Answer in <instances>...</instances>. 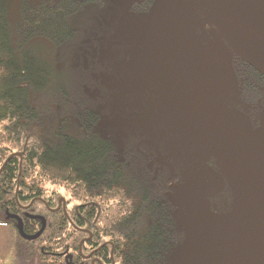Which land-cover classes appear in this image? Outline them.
<instances>
[{
    "label": "trees",
    "instance_id": "obj_1",
    "mask_svg": "<svg viewBox=\"0 0 264 264\" xmlns=\"http://www.w3.org/2000/svg\"><path fill=\"white\" fill-rule=\"evenodd\" d=\"M157 1L18 0L11 13L10 0H0V228L14 231L0 246V264L9 256L14 264L179 258L185 233L176 222L178 197L198 174L219 167L203 146L168 126V105L179 99L163 66L176 59L163 39L164 57L153 64L151 46L143 59L133 56L115 30L119 8L138 17ZM201 40L195 38L199 52ZM81 46L106 49L102 65L74 69L70 53ZM103 74L118 78L111 90L97 79ZM157 158L171 162L155 174L163 165ZM25 215L45 222L34 241L22 239L9 218L34 236L42 223Z\"/></svg>",
    "mask_w": 264,
    "mask_h": 264
},
{
    "label": "rangeland",
    "instance_id": "obj_2",
    "mask_svg": "<svg viewBox=\"0 0 264 264\" xmlns=\"http://www.w3.org/2000/svg\"><path fill=\"white\" fill-rule=\"evenodd\" d=\"M17 2L18 0H10L11 13L14 12ZM161 4L153 6L148 14L138 17L129 10L119 8L118 13L113 14L120 25L115 28L118 30V37H124L133 56L137 55L142 59L144 50L151 46L147 62L153 64L164 57V50L159 49L158 41L168 38L183 50L182 58L173 60L168 65L163 64L164 69L171 70L170 78L173 82L189 79L192 83H197V79L209 77L213 72L212 67L194 53L191 45L193 41L191 37H185L187 31L182 20L179 27H172L161 20L158 11ZM88 27L93 29L91 25ZM107 50L110 52V48ZM105 51L106 49L96 50L92 46H81L73 48L70 55L75 67L85 69L88 64L102 65ZM107 58L112 59L113 54L111 57L109 53ZM75 69L81 71L80 68ZM99 77L100 84L109 90L118 82V78L112 74L99 75L97 79ZM83 88L91 95L86 86ZM196 92L195 101L188 103H176L168 97L173 101L172 105H168V112L171 114L168 126L177 129L176 132H181L197 147L203 146V156H214V164L220 170L212 167L201 172L193 181L187 183L186 191L223 182L224 185L217 188L215 193H228L230 201H225L221 206L230 205L232 210L226 214H213L207 210L208 203L203 199L194 204L191 213L179 214L176 222L184 230L185 240L179 250V258L171 264H264V134L253 138L257 127L264 131V111L255 118L242 113L226 115L225 111L218 109L213 94L212 97H205L198 90ZM205 99H211L207 106L216 110L207 112L209 116L206 118L197 115L201 108L197 105L198 100L206 102ZM214 174L216 178L211 177ZM189 194H180L177 200L178 209L185 208ZM62 201L60 200V208L64 207ZM203 205L205 209L202 211ZM216 225L229 228L227 234L216 233ZM13 236L14 231L11 228H0V246L8 244ZM201 237L205 239L194 244ZM3 248L5 247H0V251L4 254ZM201 248L207 254H203ZM5 264H14L11 256Z\"/></svg>",
    "mask_w": 264,
    "mask_h": 264
},
{
    "label": "flooded vegetation",
    "instance_id": "obj_3",
    "mask_svg": "<svg viewBox=\"0 0 264 264\" xmlns=\"http://www.w3.org/2000/svg\"><path fill=\"white\" fill-rule=\"evenodd\" d=\"M159 4H161L158 9L161 20L172 27H179L182 20L187 31L185 37H201L202 58L206 62L213 59L217 65L213 75L211 73L209 77L197 79V83H192L189 79L178 80L177 88L174 89L178 91V95L174 94L179 99L176 103L195 101L198 90L205 97L214 95L218 109L225 111L226 115L242 113L250 118L260 115L264 111V106L259 104V102H264V38L247 30L241 24L250 23L253 28L259 29V33L264 34V0H196V3L192 0H159L155 6ZM174 20H178L177 25L174 24ZM164 49L176 60L183 56L182 53L179 58H175L174 50L167 47ZM182 91L187 92L184 99L181 98ZM205 101L198 100L197 105L201 107L197 111L198 116L206 117L209 116L207 112L216 111L207 106L211 99H205ZM244 101H249L252 105L245 106ZM258 130L260 129L257 127L256 131ZM157 160L163 165H155L153 168L155 174L159 170H167L171 162L159 158ZM211 177L216 178V175ZM210 186H216V188L211 195L204 198L208 203L207 210L219 215L230 213L232 206H221L225 201V203L230 201L228 193H215L217 184H210L206 187ZM200 187L202 186L196 187V190H187L186 193L200 195L201 191L198 190ZM198 200L203 201L198 198L194 204ZM194 204L188 212L186 208H181L180 214L191 213ZM22 209L25 208L22 207ZM204 209L203 205L202 211ZM205 213L208 214L203 212ZM25 216L29 220L32 219V216ZM9 218L16 221L11 216ZM228 230L229 228L216 225L218 234H227ZM203 239L205 238H197L194 244ZM97 251L94 250L92 254ZM201 251L207 254L204 249ZM71 259L66 258L69 262Z\"/></svg>",
    "mask_w": 264,
    "mask_h": 264
},
{
    "label": "water",
    "instance_id": "obj_4",
    "mask_svg": "<svg viewBox=\"0 0 264 264\" xmlns=\"http://www.w3.org/2000/svg\"><path fill=\"white\" fill-rule=\"evenodd\" d=\"M192 1L196 3V0H192ZM174 24L177 25V24H178V20H174ZM241 25H242L244 28H246L247 30L252 31L253 33H255V34H257V35H261V36H263L262 38H264V34L259 33V32H258L259 29H258L257 27H256V28H253V27H252V26H253L252 24H250V23H246V24H245V23H242ZM195 38H196V37H191V39H192V41H193V43H191L192 48H193V51H194L195 54H198V55L202 58L203 53H200V52L196 49V47H195ZM161 44H162V47H167V48H171L172 50H174V51H175V58H179V57L181 56V54L183 53L182 48L179 47L178 45L173 44V42H172L170 39H168V38H164L163 40H161ZM181 58H182V57H181ZM178 60H179V59H178ZM208 63H209V64L211 65V67H212V68H211V70L213 71L212 73H214V72H215L214 69H216V67H217V65L215 64V61H214L213 59H209ZM210 76H211V75H210ZM186 95H187V92H186V91H182V92H181V98H182V99H184V98L186 97ZM204 118H206V117H204ZM263 134H264V131H262V130H258V131H256L255 134L253 135V138L256 139V138L262 136ZM247 153L250 154V151H248ZM13 156H14V155H13ZM10 158H12V156H11ZM5 164H6V163H5ZM3 168H4V166L1 168L0 173L2 172ZM223 185H224L223 182H221V183H219V184L217 185V188H220V187H222ZM215 188H216V186H210V187H205V186H203V187L198 188V190L201 191L200 195H198L197 193H190V194H189L190 198H189L188 202H187V203L185 204V206H184V207L186 208V212H188V211L190 210L191 206L194 204V202H195L198 198H199V199H204L206 196L211 195ZM11 218H13V219L16 220V222H17V231H18V234L20 235V237H21L22 239H24V240H26V241H34V240H36L37 238H39L40 235L42 234L43 230H44V227H45V222H44V220H43L42 218H40V217H31L32 219H39V220L41 221V223H42V228H41V230H40L36 235H34V236H30V237H29V236H26V235L23 233V228H22V222H21V220H20L18 217H12V216H11ZM69 259H71V258L69 257Z\"/></svg>",
    "mask_w": 264,
    "mask_h": 264
},
{
    "label": "bare ground",
    "instance_id": "obj_5",
    "mask_svg": "<svg viewBox=\"0 0 264 264\" xmlns=\"http://www.w3.org/2000/svg\"><path fill=\"white\" fill-rule=\"evenodd\" d=\"M92 65H93V64H92ZM90 66H91V64H88V66H86V68L88 69V68H90ZM92 67H93V66H92ZM75 68H82V67H75V66H74V69H75ZM86 68H85V69H86ZM105 93H106V92H105ZM129 128H130V129H134V130L137 129L136 126H131V127H129ZM201 250H203V249L201 248Z\"/></svg>",
    "mask_w": 264,
    "mask_h": 264
}]
</instances>
